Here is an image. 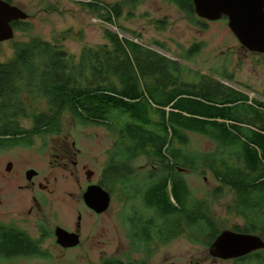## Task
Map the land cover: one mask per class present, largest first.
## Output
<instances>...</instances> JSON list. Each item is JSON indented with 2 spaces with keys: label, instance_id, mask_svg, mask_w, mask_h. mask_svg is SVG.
I'll list each match as a JSON object with an SVG mask.
<instances>
[{
  "label": "trees",
  "instance_id": "obj_1",
  "mask_svg": "<svg viewBox=\"0 0 264 264\" xmlns=\"http://www.w3.org/2000/svg\"><path fill=\"white\" fill-rule=\"evenodd\" d=\"M78 1L94 12L104 9L110 25L121 18L125 6L141 2L101 7ZM168 1L204 27L192 0ZM12 25L20 32L32 28L22 21ZM104 37L106 44L84 49L79 58L58 42L12 41L15 58L0 63V148L29 146L33 136L60 134V116L66 111L79 124L103 127L115 135L100 185L109 190L123 184L129 197L138 195L153 212L151 219H137L131 234L143 252L155 240L167 243L182 235L215 239L216 233L208 234L206 207L193 199L181 175L185 169L196 171L199 164L214 173L222 188L218 192L224 187L234 192L246 230H263L264 103L211 77L189 80L176 60L111 31L105 30ZM198 48L193 46L189 53ZM37 97L46 102L47 111H32ZM26 119L32 121L31 130L21 125ZM188 133L215 143L216 151L188 153ZM139 157L153 164L146 183L136 182L133 162ZM33 246L36 242L27 233L0 222V257L30 255Z\"/></svg>",
  "mask_w": 264,
  "mask_h": 264
},
{
  "label": "rangeland",
  "instance_id": "obj_2",
  "mask_svg": "<svg viewBox=\"0 0 264 264\" xmlns=\"http://www.w3.org/2000/svg\"><path fill=\"white\" fill-rule=\"evenodd\" d=\"M10 1L28 15L23 22L32 27L29 32L15 31L12 41L26 43L38 38L58 42L70 56L79 58L84 49L106 44L104 31L108 30L176 60L186 68L189 80H197L200 75L211 77L264 103V55L243 48L227 20L208 22L196 16L202 27L168 0H141L133 7L125 6L121 18L110 25L104 20V9L94 12L78 0ZM90 1L108 7L126 0L85 3ZM12 41L0 44V63L15 58ZM195 45L199 46L198 50L189 53ZM224 75L231 77V81ZM45 103L37 97L32 111H47ZM60 123V134L33 136L29 146L0 148V222L21 229L34 239H43L45 249L50 252L45 259L3 260L0 257V264H101L102 257L132 264H232L213 260L208 248L210 239L195 240L188 235L167 243L155 240L147 252H143L140 243H135L130 236L137 219H151L154 214L138 195L129 197L123 184L109 186L112 203L104 215L89 212L82 195L88 185H100L116 136L103 127L77 123L67 111L61 114ZM21 125L27 130L33 128L30 119L22 121ZM188 138L190 154L206 155L216 151V144L201 135L188 133ZM60 150L70 152L65 168L58 167L61 163L55 159ZM73 162L76 167L72 166ZM10 163L13 168L7 171ZM152 166L145 157L133 162L137 183H146ZM196 168V171L185 169L181 175L193 199L206 207L213 222L212 234L216 233L217 237L232 230L235 224L243 225L244 220L235 215L234 192L227 187L218 192L221 184L214 173L200 164ZM29 169L39 173L33 181L35 187H25L29 185L25 176ZM88 171L93 173L90 181ZM39 183L45 185L46 190L40 189ZM79 215L85 222L83 247L62 255L55 249V240L50 236L52 229L75 225Z\"/></svg>",
  "mask_w": 264,
  "mask_h": 264
},
{
  "label": "water",
  "instance_id": "obj_3",
  "mask_svg": "<svg viewBox=\"0 0 264 264\" xmlns=\"http://www.w3.org/2000/svg\"><path fill=\"white\" fill-rule=\"evenodd\" d=\"M195 14L199 19L217 22L228 19V26L243 48L251 53L264 55V0H192ZM28 15L17 6L0 0V44L15 38L14 22L26 21ZM12 164L7 165L11 171ZM37 175L34 170L26 173L30 182ZM92 175L91 173L88 175ZM83 200L95 214L105 213L110 208L111 196L101 185L87 188ZM57 244L64 248L79 245L76 234L58 228ZM264 248V242L255 236L222 232L211 244L210 255L215 259L231 260Z\"/></svg>",
  "mask_w": 264,
  "mask_h": 264
},
{
  "label": "flooded vegetation",
  "instance_id": "obj_4",
  "mask_svg": "<svg viewBox=\"0 0 264 264\" xmlns=\"http://www.w3.org/2000/svg\"><path fill=\"white\" fill-rule=\"evenodd\" d=\"M221 20H227V18H222ZM220 21V20H219ZM73 148H75V144L73 143L72 145ZM68 149V148H67ZM63 150V149H62ZM58 151L56 152V156H55V159L56 161H59L61 163V165H59L58 167H66V162H68V158H69V154L70 152L69 151ZM12 164V163H10ZM52 164V163H51ZM72 166L73 167H76V163L73 162L72 163ZM13 168V167H12ZM29 170H34V169H29ZM28 170V171H29ZM26 171V173L28 172ZM35 171V170H34ZM37 172V171H36ZM26 173H25V176H26ZM92 174L90 176H88L89 174ZM39 176V173L37 172V175L34 176V178L32 179V181H28L29 185H26L25 187L27 186H32V187H35V183L33 182L35 178H37ZM93 176V173L88 171L87 172V179L90 181L91 178ZM94 185H97V184H94ZM94 185H88V187L90 186H94ZM38 187L42 190H46V186L39 183L38 184ZM87 187V188H88ZM87 190V189H86ZM108 191V190H107ZM109 192V191H108ZM85 193V192H84ZM83 193V195H84ZM110 196H111V203H112V195L111 193L109 192ZM83 195H82V200H83ZM83 203H84V200H83ZM110 203V205H111ZM85 205V203H84ZM86 206V205H85ZM234 206H235V212H236V216L238 217H241L243 220V216L240 215L239 213V210L237 208V201L234 203ZM87 208V207H86ZM88 209V208H87ZM89 212H91L92 214H95L93 211H91L90 209H88ZM108 211V210H107ZM106 211V212H107ZM105 212V213H106ZM105 213H102L100 214L99 216H102L104 215ZM95 215H98V214H95ZM204 218H208V224H207V227L210 229V231H208V234L211 235L212 234V231L214 230L213 228V222L211 220V217L209 215L207 216H204ZM84 226H85V222L84 220L82 219V216L79 215L78 218H77V222L75 223V225H69V226H56L54 228V230L52 229V233H51V238L53 237L54 240H55V243H56V246H55V249L58 250L59 253H61L62 255H66L72 251H76L78 249H81L83 247V244H84V235H83V229H84ZM206 227V229H208ZM58 228H61L65 231H67L68 233H71V234H76L79 238V245L74 247V248H64L62 247L61 245L57 244V237H56V230ZM23 231V230H22ZM227 231H231L232 233H235V234H238V235H245V236H255V237H258L260 238L263 242H264V229L263 230H252V231H247L245 229V221H244V224L243 225H239V224H235L233 227H232V230H227ZM171 232V229L167 230L165 232L166 235H168L169 233ZM26 233V232H25ZM48 236V235H47ZM46 236V237H47ZM43 237V236H41ZM45 236L43 238H46ZM218 237V235H217ZM215 237V239L217 238ZM32 238V237H31ZM131 238V236H130ZM35 242H36V246H33V248L35 249L34 252H32V254L30 255H24V256H19L17 258H14V259H21V258H27V259H30L31 257L34 258V257H37V258H40V259H45V258H48L49 257V251L47 249H45L44 247V240L43 239H34L32 238ZM214 239V240H215ZM132 240V239H131ZM214 240H211L210 239V242H209V253H210V247H211V244L212 242H214ZM135 243L139 244L136 240H134ZM140 253V251H139ZM211 256V255H210ZM212 257V256H211ZM213 258V257H212ZM3 260H7V258H2ZM214 261H222V262H231L232 264H264V248H261V249H258V250H254L246 255H242V256H239L237 258H234V259H231V260H221V259H215L213 258ZM110 262H114V263H110ZM101 264H127L125 263V261H122L121 259H117V258H113L111 257L110 259H106L105 260V257H102L101 258Z\"/></svg>",
  "mask_w": 264,
  "mask_h": 264
}]
</instances>
